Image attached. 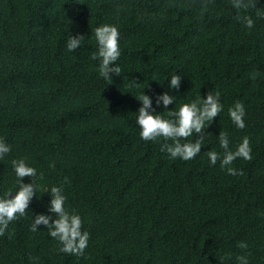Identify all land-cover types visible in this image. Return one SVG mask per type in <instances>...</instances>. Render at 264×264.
<instances>
[{"label": "trees", "instance_id": "trees-1", "mask_svg": "<svg viewBox=\"0 0 264 264\" xmlns=\"http://www.w3.org/2000/svg\"><path fill=\"white\" fill-rule=\"evenodd\" d=\"M254 7L261 16L240 11L254 20L248 29L231 0H211L206 11L200 0H0V137L11 147L0 159V197L18 191L13 159L43 173L28 212L0 236V264H238L240 255L264 264V0ZM103 24L120 32L122 71L111 82L91 59ZM78 34L85 40L68 51ZM175 73L180 87L170 89ZM142 91L165 118L220 93L223 110L194 159H171L163 139H141ZM164 92L176 97L167 108L155 102ZM236 101L243 129L228 115ZM220 131L233 151L249 138L252 159L228 166L243 175L210 164L208 151L224 153ZM52 186H63L66 209L90 234L83 257L60 252L43 225L30 231L36 215L55 218L50 194L40 193Z\"/></svg>", "mask_w": 264, "mask_h": 264}, {"label": "clouds", "instance_id": "clouds-1", "mask_svg": "<svg viewBox=\"0 0 264 264\" xmlns=\"http://www.w3.org/2000/svg\"><path fill=\"white\" fill-rule=\"evenodd\" d=\"M211 0H200L201 8L207 10ZM256 0H231V6L236 10L237 15L235 19L242 21L246 28L254 27V20L250 16H241V10H248L254 7ZM257 16L262 13L257 9ZM94 38L97 44V51L91 54L92 60H99L98 72L100 77L111 82L110 74H121V68L116 66V61L121 55L120 51V32L118 26L111 24H103L94 29ZM85 38L83 35L69 36L67 40V50L75 51L81 46V42ZM258 73H253L252 78L255 79ZM129 87L139 86L133 79H128ZM181 76L176 73L171 76L169 80L170 89H179ZM141 102V107L138 110L136 117V124L140 129V137L144 141L158 142L163 139L160 151L169 154L171 159L180 158L184 161L194 159L200 152L205 140L211 133H205V129L211 124L223 110V105L220 102V93L209 91L205 97L202 98L199 94L196 99L187 103H181L178 109L167 111L165 116L161 113H156L153 108L152 99L145 95L144 92L136 97ZM176 97L169 95L167 92L156 96V105L161 104L167 108L168 105L173 104ZM164 113V112H163ZM245 106L242 102L236 101L233 106L229 107L228 115L231 121L238 129L245 128ZM194 134H198V138L193 141L188 138H193ZM172 141L168 143L167 141ZM220 147L224 149L223 156L212 150L208 151L207 157L211 165H216L220 162L221 168H226L229 175H243L242 170L228 167L237 158H242L246 161L252 159V148L250 140L247 136L242 138L236 149H229L228 134L220 131L218 135ZM185 141V142H181ZM11 151L10 145L0 137V159ZM27 157L13 159L11 161L14 173L16 175L17 183L19 185L18 191L15 194L11 190L5 192L3 197H0V236L5 234L10 222L22 217L28 212L29 204L31 203L35 194L38 193V186L36 179H43V173L37 176V169L29 166ZM54 167V165H53ZM24 177L31 178V183L25 184L22 182ZM65 182L70 183L67 177ZM40 193H49L51 196L48 211L55 214V218L49 215L38 214L33 219L30 231L36 232L39 225L47 228L48 234L53 239L57 240L60 245V252L71 254L77 257L85 255V249L88 247L90 234L88 231L82 230L83 221L79 214L69 212L65 203L67 200L64 194L63 186H52L50 192L42 190ZM237 247L246 249L248 245L244 242H238ZM230 255V254H229ZM35 259V258H30ZM238 264H249L247 256L240 255L236 257Z\"/></svg>", "mask_w": 264, "mask_h": 264}]
</instances>
